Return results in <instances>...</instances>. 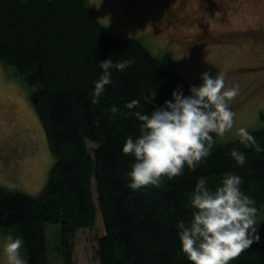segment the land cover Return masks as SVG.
<instances>
[{
    "label": "trees",
    "instance_id": "1",
    "mask_svg": "<svg viewBox=\"0 0 264 264\" xmlns=\"http://www.w3.org/2000/svg\"><path fill=\"white\" fill-rule=\"evenodd\" d=\"M108 58L136 62L123 72L113 70V84L93 104V81L102 71L98 64ZM0 61L30 88L54 160L35 197L0 188V228L24 239L28 264H51L48 224L59 225L55 249L61 263L74 264L70 237L92 228L97 211L105 230L97 241L99 264H191L175 224L190 218L189 196L201 176L211 188L220 185L226 172L241 176V190L256 201L258 221L264 208V151L245 148L237 139L221 144L215 133L212 154L195 171L185 165L181 176L162 177L158 189L127 187L126 174L135 161L121 148L128 136H139L140 122L123 115L129 112L124 104L139 100L131 111L150 115L178 85L188 95L190 80L166 69L138 39L111 36L87 0H0ZM152 92L155 100L144 102ZM112 106L121 111L113 115ZM250 133L264 147V128ZM233 147L245 154L243 167L229 157ZM256 235L259 240L253 236L251 246L230 264H264V225H257Z\"/></svg>",
    "mask_w": 264,
    "mask_h": 264
},
{
    "label": "rangeland",
    "instance_id": "2",
    "mask_svg": "<svg viewBox=\"0 0 264 264\" xmlns=\"http://www.w3.org/2000/svg\"><path fill=\"white\" fill-rule=\"evenodd\" d=\"M87 3L111 36L138 39L166 69L190 80L191 86L201 83L199 77L205 71L225 75L226 85L235 86L238 94L229 102L235 114L234 127L220 138L221 144L237 139L234 133L239 127L249 132L264 128V0ZM92 144L88 149L94 148ZM53 162L31 104L30 88L0 61V188L35 197L44 187ZM96 217L92 228L70 237L74 264H99L97 241L105 230L98 211ZM258 218L264 225V208ZM45 230L49 261L62 264L55 249L59 225L48 224ZM8 234L14 235V231L0 228V246ZM4 259L0 254V264Z\"/></svg>",
    "mask_w": 264,
    "mask_h": 264
},
{
    "label": "clouds",
    "instance_id": "3",
    "mask_svg": "<svg viewBox=\"0 0 264 264\" xmlns=\"http://www.w3.org/2000/svg\"><path fill=\"white\" fill-rule=\"evenodd\" d=\"M135 58L113 61L108 58L98 67L99 77L93 81L91 103L98 104L106 86L112 85V71L123 72L135 64ZM201 83L192 85L185 95L181 86L171 93V99L154 107L151 114L131 111L140 105L133 99L124 104L139 122V136H128L121 151L134 157L131 170L127 172V187L138 190L151 185L160 188L162 177L172 180L183 174L185 165L195 171L197 166L212 154L216 137L234 127V113L229 102L237 94L235 86H227L221 72L205 71L200 74ZM156 92L145 96L144 102H152ZM115 115L121 110L112 106ZM239 144L255 151H264L255 137L245 127L234 133ZM237 167L246 163L245 154L233 147L228 152ZM243 179L231 172L223 174L219 186L211 188L206 177H199L189 196L190 218L175 224L181 251L191 264H230L245 249L259 240L257 233L256 201L241 190ZM24 239L8 234L3 238L0 254L2 264H28L22 254Z\"/></svg>",
    "mask_w": 264,
    "mask_h": 264
},
{
    "label": "bare ground",
    "instance_id": "4",
    "mask_svg": "<svg viewBox=\"0 0 264 264\" xmlns=\"http://www.w3.org/2000/svg\"><path fill=\"white\" fill-rule=\"evenodd\" d=\"M152 25H154V24H152Z\"/></svg>",
    "mask_w": 264,
    "mask_h": 264
}]
</instances>
